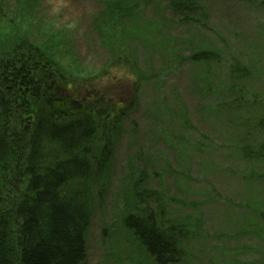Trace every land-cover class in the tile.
Instances as JSON below:
<instances>
[{
    "label": "rangeland",
    "instance_id": "1",
    "mask_svg": "<svg viewBox=\"0 0 264 264\" xmlns=\"http://www.w3.org/2000/svg\"><path fill=\"white\" fill-rule=\"evenodd\" d=\"M101 1L0 0V59L18 43L39 46L70 70L65 97L96 91L107 123L123 109L105 163L100 131L87 157L92 215L81 264H154L123 222L148 209L161 216L160 206L162 222L191 231L182 264H264V157L237 148L259 146L264 156V0H201V28L178 27L164 0H110L109 14ZM198 48L218 55L209 69L215 96L198 78L208 69L186 59ZM42 80L36 100L34 85L17 89L11 133H28L33 110L51 103ZM225 100L221 118L215 104ZM169 109L185 114L184 126L174 129ZM137 192L160 205L141 204Z\"/></svg>",
    "mask_w": 264,
    "mask_h": 264
},
{
    "label": "trees",
    "instance_id": "2",
    "mask_svg": "<svg viewBox=\"0 0 264 264\" xmlns=\"http://www.w3.org/2000/svg\"><path fill=\"white\" fill-rule=\"evenodd\" d=\"M109 3L110 0L101 1L108 14L112 9ZM163 3L178 27L201 28L204 18L201 0H164ZM130 4L135 5L134 2ZM102 21L105 18L95 19L97 27ZM42 51L39 46L21 42L0 59V264H81L84 261L85 231L92 215L93 174L87 159L89 148L99 131L106 136L99 160L101 165L104 164L113 146L110 136L119 130L117 119L123 114L122 109V114L107 123L109 118L101 109L104 103L95 105L100 98L96 91L86 90L90 93L86 101L91 107H84L86 101H81L82 96L76 91H73L72 100L67 98L72 96L65 79L70 70L58 66ZM212 52L198 48L186 59L198 70L208 69L207 76L198 78L207 83L203 94L214 91L215 96L217 85L213 83L209 69L217 63L218 55ZM230 70L232 73L244 71L234 66ZM40 80L44 83L45 95L54 103L51 101L49 105L33 110L34 120L24 135V144V139L14 136L10 130L17 89L20 86L29 90L34 85L31 95L36 100L40 94ZM56 103L61 104L60 107ZM119 105L123 102H117L115 107ZM215 105L220 111L216 116L222 118L231 104L225 100ZM169 111L174 129L185 125L187 120L181 110ZM104 118L106 121L101 120ZM224 118L232 125L228 114ZM237 148L245 159L264 157L259 146L252 150ZM13 182L17 187L21 183L25 188L13 190ZM146 197L154 198L160 205L159 198L153 194L136 193L141 204ZM163 212L161 206L162 217L148 209L145 214L127 215L123 223L134 232L154 264H182L188 256L187 242L191 231L178 223L162 222Z\"/></svg>",
    "mask_w": 264,
    "mask_h": 264
},
{
    "label": "bare ground",
    "instance_id": "3",
    "mask_svg": "<svg viewBox=\"0 0 264 264\" xmlns=\"http://www.w3.org/2000/svg\"><path fill=\"white\" fill-rule=\"evenodd\" d=\"M12 117V116H11ZM14 136H16V137H20V138H22V139H24V141H23V143L25 144L26 143V140H25V138H26V136H24V135H20V134H18V133H12ZM23 144V145H24ZM102 147H103V145H101L100 146V153L99 154H101V152H102ZM91 151V147L89 148V152ZM88 157V156H87ZM108 158V157H107ZM99 160H100V155H99ZM76 177V176H75ZM67 179V178H66ZM22 184H25V181H22ZM21 183L19 184V186L17 187V185L13 182L12 183V187H13V190H18V191H22L24 188H25V185H22ZM88 229V228H87ZM87 229H86V231H87ZM128 229V228H127ZM86 231H85V234H86ZM131 231V230H130ZM133 236H134V232L133 231H131L130 232Z\"/></svg>",
    "mask_w": 264,
    "mask_h": 264
}]
</instances>
